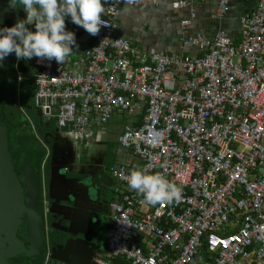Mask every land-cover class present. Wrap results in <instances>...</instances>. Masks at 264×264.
Returning <instances> with one entry per match:
<instances>
[{
	"label": "built area",
	"instance_id": "obj_1",
	"mask_svg": "<svg viewBox=\"0 0 264 264\" xmlns=\"http://www.w3.org/2000/svg\"><path fill=\"white\" fill-rule=\"evenodd\" d=\"M193 1L170 4L181 11ZM209 1L222 18L231 0ZM156 2L106 0L109 25L90 45L63 64L35 57L16 71L18 87L32 80L37 112L75 144L124 115L118 145L182 189L179 203L153 205L123 179L133 169L109 166L117 187L96 264H264V0L239 17L237 45L224 29L190 34L193 12L180 21L178 52L144 51L116 34L122 5ZM40 141L45 216L49 149Z\"/></svg>",
	"mask_w": 264,
	"mask_h": 264
},
{
	"label": "crops",
	"instance_id": "obj_2",
	"mask_svg": "<svg viewBox=\"0 0 264 264\" xmlns=\"http://www.w3.org/2000/svg\"><path fill=\"white\" fill-rule=\"evenodd\" d=\"M257 1L231 0L228 11L222 18L215 16L214 7L209 0L193 1L190 8L181 11L173 10L170 0H157L156 4L136 7L122 5L117 19L116 34L144 51L178 52L181 51L180 21L188 19L193 12L190 34L211 37L218 29H224L235 40L239 36V17L253 9ZM103 2L106 7V0ZM67 30L75 33L79 45L69 55L75 59L85 47L90 45L92 37L82 26L71 22L70 17ZM184 51L193 52L191 48H185ZM25 70L27 68L23 69ZM35 116L40 124L38 131L35 129L34 131L38 137L41 135L44 139L49 149V157L53 151L61 164L74 163L71 167L73 171L68 176L96 185L98 202L100 200L109 202L115 197L114 189L117 187V182L108 172L109 166L126 164L133 170L140 168L141 161L118 145L117 138L129 123L128 118L122 114H116L108 123L96 126L95 138L79 144L73 143L56 127L55 122L50 127L52 120H46L38 112Z\"/></svg>",
	"mask_w": 264,
	"mask_h": 264
},
{
	"label": "water",
	"instance_id": "obj_3",
	"mask_svg": "<svg viewBox=\"0 0 264 264\" xmlns=\"http://www.w3.org/2000/svg\"><path fill=\"white\" fill-rule=\"evenodd\" d=\"M65 22L68 29L69 17L65 18ZM29 27L35 31L34 24ZM27 70L20 71L26 73ZM7 80L8 77L0 76V84ZM17 90V75L14 70L12 101H16L15 104H12L11 99L7 101L11 102L8 104L13 105L16 111ZM9 134L8 124L0 119V264H9L6 258L14 256L23 257L25 264H44L47 252L48 264H85L80 259L81 240L75 239V236L83 218L90 225V219L97 214L93 204L101 205L95 192L96 185L79 178H70L68 175L73 171L71 163L61 164L52 151L45 171V201L50 228L58 233L50 236L51 240L48 242L43 217L40 177L42 162H39L38 151L28 152L23 160L24 171L19 180L13 168L14 157L10 152ZM34 134L45 149L39 137ZM53 219L56 224L51 223ZM23 220L27 231V245L23 244L17 234ZM61 223L64 226L58 227Z\"/></svg>",
	"mask_w": 264,
	"mask_h": 264
},
{
	"label": "clouds",
	"instance_id": "obj_4",
	"mask_svg": "<svg viewBox=\"0 0 264 264\" xmlns=\"http://www.w3.org/2000/svg\"><path fill=\"white\" fill-rule=\"evenodd\" d=\"M7 4L9 9L23 8L26 19H18L10 27H0V67L12 53L18 60L37 57L63 64L74 48L79 47L75 33L66 29V17L93 36L109 25L102 18L106 11L103 0H7ZM33 24L35 31L28 27ZM123 179L130 189L153 205L161 201L179 203L182 199V189L160 174L134 169Z\"/></svg>",
	"mask_w": 264,
	"mask_h": 264
},
{
	"label": "flooded vegetation",
	"instance_id": "obj_5",
	"mask_svg": "<svg viewBox=\"0 0 264 264\" xmlns=\"http://www.w3.org/2000/svg\"><path fill=\"white\" fill-rule=\"evenodd\" d=\"M0 19H2L3 23H0V27H10L13 26L18 19H26V11L23 8L18 9H9L7 0H0ZM29 27V26H28ZM30 28V27H29ZM31 59H20L18 60L16 55L14 53L8 55L5 60L3 61V66L0 67V76H6L8 77L7 81H4L0 84V119L4 122H6L9 126V123L7 120H9V116L6 115L7 109L6 106H2L1 102V96L3 95L5 99H11L13 98V91H12V82L14 78V70L19 71L23 70L24 68H28L30 65ZM4 83L9 85L6 88L9 89L6 93L3 94V87ZM20 99V96H19ZM7 101V100H6ZM10 102V101H9ZM7 104V103H6ZM11 106V104L9 105ZM14 109V108H13ZM9 115H11L10 111H8ZM34 129L38 131V128L35 127ZM27 134V132H26ZM39 138L44 142V139L41 135H39ZM15 151V149L10 148V152L12 153ZM50 158V157H49ZM49 163V159L46 162V165ZM44 167V173L47 170V167ZM13 168L18 176V179L20 180L23 175L24 171V162L23 160H13ZM109 168V167H108ZM40 175H41V168H40ZM42 190V188H41ZM111 200L108 202H102L101 205H94L95 209L97 210V214H94V217L90 219V225L86 224L87 220L84 217L82 223L77 228V235L75 236V239H80L81 242L79 244L80 246V259L85 262V264H96L95 263V257L103 253L106 249V230L109 227L112 212L109 208ZM44 217V223H45V232L48 239V242L51 240L49 239L50 236L56 235L58 232H56L55 229L50 228V216L47 213V210H45V216ZM52 224H56V221L53 219L51 221ZM63 223L58 225V227H63ZM19 239L23 242L24 245H27V231H26V225L24 220L21 223V228L17 232ZM92 244V245H91ZM6 260L9 262V264H25V259L20 256H14L13 258L9 259L6 258ZM49 263V262H48Z\"/></svg>",
	"mask_w": 264,
	"mask_h": 264
},
{
	"label": "trees",
	"instance_id": "obj_6",
	"mask_svg": "<svg viewBox=\"0 0 264 264\" xmlns=\"http://www.w3.org/2000/svg\"><path fill=\"white\" fill-rule=\"evenodd\" d=\"M7 84L4 83L3 87V94L9 91L8 88H6ZM19 105L20 110L16 111L13 105L9 106L8 103L15 104V101H6L9 99H5V97L1 96V102L2 106H6L5 108L10 111H12L11 115H9L8 111L6 115L9 116V128H10V134H9V147L11 149H15L11 154L14 157V160H24L26 154L30 151H38L39 154V162L41 163L42 160L45 157L46 150L41 146V144L37 141L35 136V131L32 129L30 122L28 121L25 113L30 115L34 119L33 125L35 127H39V120L35 119V114L37 110L34 107L33 104V93H34V84L32 80H30L27 76H25L22 81L19 84ZM7 103V104H6ZM24 111V112H23ZM23 113V114H22ZM29 117V116H28ZM55 120H52L50 123V127L53 126ZM27 132V134H26Z\"/></svg>",
	"mask_w": 264,
	"mask_h": 264
},
{
	"label": "rangeland",
	"instance_id": "obj_7",
	"mask_svg": "<svg viewBox=\"0 0 264 264\" xmlns=\"http://www.w3.org/2000/svg\"><path fill=\"white\" fill-rule=\"evenodd\" d=\"M240 40H241V37L239 36L238 38H236V39L234 40V44L237 45V44L240 42ZM17 91H18V90H17ZM16 106H17L18 110H20L19 98H18V100H17V102H16ZM28 116L30 117L29 114H28ZM30 119L33 121V123L35 122L34 119H33L32 117H30ZM35 119L37 120L38 118L35 117ZM34 124H35V123H34ZM73 164H74V163L71 164L70 168L73 166ZM72 170H73V168H72Z\"/></svg>",
	"mask_w": 264,
	"mask_h": 264
}]
</instances>
